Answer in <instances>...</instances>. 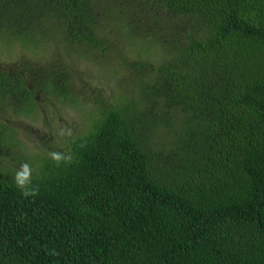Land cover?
I'll list each match as a JSON object with an SVG mask.
<instances>
[{
  "label": "trees",
  "instance_id": "16d2710c",
  "mask_svg": "<svg viewBox=\"0 0 264 264\" xmlns=\"http://www.w3.org/2000/svg\"><path fill=\"white\" fill-rule=\"evenodd\" d=\"M38 43L0 66V154L39 96L81 101L79 63L121 104L86 83L110 107L69 152L0 159V264H264V0H0V50Z\"/></svg>",
  "mask_w": 264,
  "mask_h": 264
},
{
  "label": "rangeland",
  "instance_id": "374dc122",
  "mask_svg": "<svg viewBox=\"0 0 264 264\" xmlns=\"http://www.w3.org/2000/svg\"><path fill=\"white\" fill-rule=\"evenodd\" d=\"M146 42L138 41L136 44L139 48H142L144 44L149 45ZM24 48L28 52H23L22 47L18 45H14L11 49L0 50V66L4 67L8 63L15 62L14 66H12L15 69L20 65H17L18 62L16 61L22 58L27 62H35L60 53V44L54 43H49L48 45L38 43ZM149 49L150 47H147L146 51H149ZM127 51L135 57V49L128 47ZM141 54L144 55L145 53ZM152 60H155L154 56ZM79 65L82 72L79 73L78 90L73 94V97L74 99H81L83 102L69 101V103L60 104V100L43 99L39 96L38 99L44 102L42 104L41 118L36 119V121L26 120L20 124V131L24 139V147L20 153L25 154V157H18L20 155L19 152H2L0 154L1 160L17 164L18 170L25 171L26 166L28 173L35 174L41 168L40 157L64 156L66 152H69L67 138L81 136L89 131L100 108L110 107V101L101 104L97 103L94 106L93 103L95 102L91 90L101 92L103 100L113 98L111 99L114 101L111 102L112 106L121 104L116 102L118 101L116 98L121 95L116 87L118 77L109 66H95L87 63H79ZM86 83H89L91 90ZM49 130H51L50 134ZM4 169L10 170L7 165H4ZM0 171H2V167H0Z\"/></svg>",
  "mask_w": 264,
  "mask_h": 264
},
{
  "label": "clouds",
  "instance_id": "9594fccd",
  "mask_svg": "<svg viewBox=\"0 0 264 264\" xmlns=\"http://www.w3.org/2000/svg\"><path fill=\"white\" fill-rule=\"evenodd\" d=\"M27 174V171H26V166H25V172L22 174V175H26ZM23 181H21L22 183Z\"/></svg>",
  "mask_w": 264,
  "mask_h": 264
},
{
  "label": "flooded vegetation",
  "instance_id": "af4514ba",
  "mask_svg": "<svg viewBox=\"0 0 264 264\" xmlns=\"http://www.w3.org/2000/svg\"><path fill=\"white\" fill-rule=\"evenodd\" d=\"M48 132H49V134H50V133H51V130H49ZM49 137H51V135H50Z\"/></svg>",
  "mask_w": 264,
  "mask_h": 264
}]
</instances>
